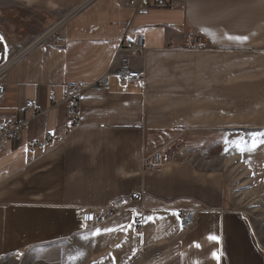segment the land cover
<instances>
[{
    "label": "crops",
    "instance_id": "obj_1",
    "mask_svg": "<svg viewBox=\"0 0 264 264\" xmlns=\"http://www.w3.org/2000/svg\"><path fill=\"white\" fill-rule=\"evenodd\" d=\"M130 1L0 0V126L27 120L21 137L0 153V261L68 245L83 264H264L259 231L228 202L220 171L187 154L153 172L140 168L184 132L196 131L187 140L199 149L218 147L221 132L264 131V0H164L165 8L150 0L139 12ZM137 35L142 56L117 59L120 39ZM187 35L202 46L172 50ZM122 59L143 72L144 83L123 92L110 75L107 87L98 84ZM168 68L197 84V128L173 118L191 106L186 97L162 92V78L172 82ZM68 83L98 84L81 94L80 125L72 131L62 95ZM242 89L252 110L238 115ZM29 100L39 115L24 112ZM47 138L46 149L30 151ZM135 191L143 192L141 202L98 226L76 218L78 206L103 207ZM184 210L196 212V226L180 235Z\"/></svg>",
    "mask_w": 264,
    "mask_h": 264
},
{
    "label": "rangeland",
    "instance_id": "obj_2",
    "mask_svg": "<svg viewBox=\"0 0 264 264\" xmlns=\"http://www.w3.org/2000/svg\"><path fill=\"white\" fill-rule=\"evenodd\" d=\"M196 49L198 48L190 49L183 46L172 50L193 51ZM166 75H172L170 77L172 82L168 83L167 77H163L162 80L166 84L163 85L162 92L167 93V95H175L178 98L186 97L187 103L189 102L191 106L185 115L173 116V118L187 119L186 126L188 127L186 128H197L194 110L197 84L181 80L178 69L172 68L170 70L168 68ZM239 86L243 87L244 85ZM239 92L240 102L236 103L238 115L239 113L244 114L246 110L249 112L252 110V107L249 106L251 104L249 98H247V102L244 100L245 96L249 97L248 92L245 93L243 89ZM194 132L196 131L184 132V137L176 146H172L170 149L165 147L160 150H165L167 156L171 157L170 160L175 159V157L184 158L187 154V157L197 163H203L202 159H204V168L220 171L225 176V191L228 202L234 209L245 212L251 218L264 243V143H260L264 140V131L260 134L221 132L219 141H217L218 147L208 145L199 149H197L196 144L187 140V134ZM255 145L257 147H253ZM75 256L74 247L62 245L59 251L54 254L45 249H34L20 256L16 255L3 259L0 264H57L53 261L57 257L62 259L63 264H83L82 259L77 262Z\"/></svg>",
    "mask_w": 264,
    "mask_h": 264
},
{
    "label": "built area",
    "instance_id": "obj_3",
    "mask_svg": "<svg viewBox=\"0 0 264 264\" xmlns=\"http://www.w3.org/2000/svg\"><path fill=\"white\" fill-rule=\"evenodd\" d=\"M128 6L133 7L135 11L139 12L142 9L150 7V0H132ZM155 6L165 8L168 7L164 0H155ZM128 30V29H127ZM181 46L194 49L202 46L200 38L195 35H187L183 39ZM144 52V39L142 35H137L133 40H128L126 37L120 39L117 49V59L120 55L127 53L132 57H141ZM118 63V60H117ZM113 75L119 79L120 86L123 92H127L128 86L134 83H144V74L141 71L133 70L129 66V60L122 59L119 61L118 66L113 63L110 71L106 76L100 79L99 83L103 87L108 86L109 76ZM97 84V85H98ZM94 84L87 83H68L63 87L62 95L63 101L67 103V118L70 122L69 130H74L80 125V99L81 94L89 89L96 87ZM5 95V88L0 85V106L3 103ZM49 98L53 104H56L53 90L49 93ZM33 111L35 116L41 113L39 107L33 101H27L25 104L24 112ZM27 120L24 116L16 117L9 124L0 126V153L7 141L17 140L21 137L26 128ZM49 146V138L41 142H33L29 145L32 153L37 150H44ZM171 157L167 156L165 150H159L151 156L143 158L140 162V168L143 172H153L166 162L170 161ZM144 198L142 191H135L130 199H116L111 203L99 207L89 208L78 206L75 208L76 218L85 226H98L105 222L107 219L121 212L130 202H141ZM196 226V212L192 210H184L179 214V234L184 235L191 231ZM136 229L139 234L142 233L141 219H137Z\"/></svg>",
    "mask_w": 264,
    "mask_h": 264
},
{
    "label": "snow or ice",
    "instance_id": "obj_4",
    "mask_svg": "<svg viewBox=\"0 0 264 264\" xmlns=\"http://www.w3.org/2000/svg\"><path fill=\"white\" fill-rule=\"evenodd\" d=\"M0 39H2V38H0ZM260 143H264V140L260 141ZM237 146H239V145H237ZM210 239H215V237H210ZM197 247H199V245H197ZM213 255L216 256L215 253H214ZM217 258H218V257H217Z\"/></svg>",
    "mask_w": 264,
    "mask_h": 264
},
{
    "label": "water",
    "instance_id": "obj_5",
    "mask_svg": "<svg viewBox=\"0 0 264 264\" xmlns=\"http://www.w3.org/2000/svg\"><path fill=\"white\" fill-rule=\"evenodd\" d=\"M17 256H20L19 254Z\"/></svg>",
    "mask_w": 264,
    "mask_h": 264
}]
</instances>
